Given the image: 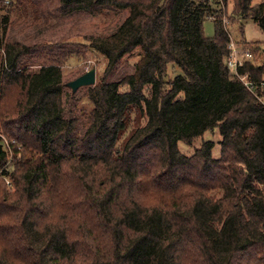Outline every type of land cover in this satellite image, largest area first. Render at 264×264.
I'll return each instance as SVG.
<instances>
[{"label":"trees","instance_id":"obj_1","mask_svg":"<svg viewBox=\"0 0 264 264\" xmlns=\"http://www.w3.org/2000/svg\"><path fill=\"white\" fill-rule=\"evenodd\" d=\"M26 1L0 0V264H264V46L237 66L246 85L222 20L264 32V0H58L127 12L84 36L106 65L79 110L65 51L8 33L12 12L37 16ZM214 128L218 156L179 149Z\"/></svg>","mask_w":264,"mask_h":264},{"label":"rangeland","instance_id":"obj_2","mask_svg":"<svg viewBox=\"0 0 264 264\" xmlns=\"http://www.w3.org/2000/svg\"><path fill=\"white\" fill-rule=\"evenodd\" d=\"M261 1L262 0H252V3L255 4ZM31 2H33L34 7L38 9L37 16L35 17L30 12L27 16L19 17L17 13L12 12V24L8 29V33H16L18 36L24 33H36V37L40 39V41H44L42 42L45 45L44 50L47 48L55 50L56 44L60 46L61 49L65 51V55L58 60L62 70L61 78L65 83L92 67L95 68V79L97 81L105 69L106 60L103 54L87 44V39L84 38V36L108 33L114 30L125 18L127 14L126 10L108 9L97 13H64L59 9L58 0L26 1L27 4ZM222 18L224 26L229 33L230 40L234 42L239 49H241L242 46L243 48L244 46L249 48L251 41L255 40L262 41V43L258 42L259 48L264 46V32H262L252 20H241L231 24L230 21L227 20L225 14ZM203 31L207 36L213 35L214 26L210 18L204 20ZM59 50L60 49H58V51ZM139 56V48L126 54L123 57V64L120 71H129ZM260 56L259 53L256 55L255 58L257 61ZM32 62L33 65H38L40 62H49V60H44L34 55L32 57ZM174 71L170 69L168 71L169 75L171 76ZM64 92L65 106L67 108L70 107L79 110L82 108L89 109L91 107V102L87 96V86H80L74 91L67 86ZM220 138L218 129L214 128L194 138L189 144L178 141V147L182 152L191 154L203 140L211 139L214 142L212 153L214 156H218L220 149L218 142Z\"/></svg>","mask_w":264,"mask_h":264},{"label":"built area","instance_id":"obj_3","mask_svg":"<svg viewBox=\"0 0 264 264\" xmlns=\"http://www.w3.org/2000/svg\"><path fill=\"white\" fill-rule=\"evenodd\" d=\"M230 47H231V53L228 58V65L232 68L233 73L240 78L244 82V84L248 85V81L246 79V76L243 74L238 73L237 66L241 63V61L244 58H251L252 54L248 47H245L244 49H239L238 46L230 41Z\"/></svg>","mask_w":264,"mask_h":264},{"label":"water","instance_id":"obj_4","mask_svg":"<svg viewBox=\"0 0 264 264\" xmlns=\"http://www.w3.org/2000/svg\"><path fill=\"white\" fill-rule=\"evenodd\" d=\"M95 68H90L89 70L85 71L84 73L78 75L72 80L66 82V86L70 87L72 91L76 90L80 86H89L93 85L96 81L95 79Z\"/></svg>","mask_w":264,"mask_h":264}]
</instances>
